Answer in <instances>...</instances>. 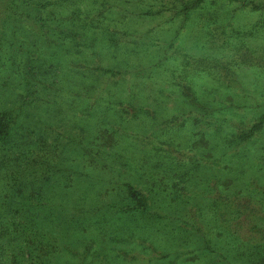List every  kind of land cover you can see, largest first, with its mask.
<instances>
[{
    "label": "rangeland",
    "instance_id": "1",
    "mask_svg": "<svg viewBox=\"0 0 264 264\" xmlns=\"http://www.w3.org/2000/svg\"><path fill=\"white\" fill-rule=\"evenodd\" d=\"M171 1L0 0V109L7 111L0 131V264H87L90 257L79 259L86 238L97 241V264H146L151 252L172 256L176 249L177 264H264V202L257 187L251 190L264 191V125L249 141L229 145L227 155L240 164L220 148L223 130L264 113V9L252 6L264 0H206L183 20L172 17ZM36 15L44 31L34 28ZM256 23L259 30L245 35ZM224 32L232 33L230 44L213 43ZM245 48L256 50L258 66L229 61ZM200 57L230 62L237 82L217 81L224 69ZM179 85L212 108L207 117L203 109L192 113ZM143 109L157 111V120L117 115ZM88 137L112 147L96 154V144L83 146ZM215 169L228 171L221 181L227 194L256 204L239 216L238 235L208 215L205 191ZM175 174L177 191L170 188ZM134 177L138 187L157 190L155 208L170 224L197 208L200 231H175L176 240L167 223L121 211L124 181ZM179 191L187 192L185 210L174 201ZM97 222L114 228L105 232ZM65 244L78 256L70 257ZM126 250V258L117 253Z\"/></svg>",
    "mask_w": 264,
    "mask_h": 264
},
{
    "label": "trees",
    "instance_id": "2",
    "mask_svg": "<svg viewBox=\"0 0 264 264\" xmlns=\"http://www.w3.org/2000/svg\"><path fill=\"white\" fill-rule=\"evenodd\" d=\"M206 0H173L171 1V6L168 7V10H170L172 12V17H181L182 20L187 18L189 16L190 13H193L194 10H197L198 7H200V5H202ZM253 8H258V9H264V3L262 5L254 3L253 2ZM163 5L161 6L160 9L156 8L155 12H162L163 10ZM33 24H34V28H37L38 30L43 29V31L45 30L46 27H48L45 23H44V19L38 15L35 16L34 20H33ZM55 30L58 32L59 35L63 34V30L60 27H55ZM259 30V27L257 25V23L255 25H253L251 27L250 31L245 32L246 34L249 35H254L255 31ZM225 35H221V37L223 36V40H220V37L216 34L215 35V41L213 43H219L220 45L225 46L226 44H230V40H232V33H225ZM77 36V35H76ZM240 36L236 37L235 39L239 38ZM241 40V37H240ZM219 41V42H218ZM244 46H241V49ZM256 54V50H253L252 48H245L242 51H237L235 53V59L236 60H229L231 63H233L236 66L239 65H250V66H258V58L255 56ZM220 59H218V57H200L199 61L200 63H204V62H209L210 66H214V69H216L217 65H221V67L224 69L225 73L222 75H217L215 76L216 80L219 82H223V85L225 84L226 86H230L232 85L234 82H237V79L235 78V76H233V71L231 70V66H230V62L229 63H225L224 61L221 62L219 61ZM195 68V67H194ZM221 70V69H219ZM108 71V70H106ZM222 71V70H221ZM179 87L181 88V92H182V96L185 99L186 103H188L191 107H194L195 110H192V113H194V115L197 113L195 111L200 112L202 109L204 110L203 115L204 117H207L206 115L208 114L209 110H212L211 107H206L203 104L199 103V99L198 97H194L195 95H192V93H190V91L185 92V88L182 85H179ZM140 88V87H139ZM187 90H189L190 88L186 87ZM137 91H138V87H137ZM185 92V93H184ZM137 94V92H136ZM135 94V96H136ZM154 105L155 108L158 107L159 105V101L157 99H154ZM203 106H201V105ZM132 105V109H140L139 107L141 106H137L135 104H131ZM207 109H205V107ZM221 106H230L234 109L239 108L237 106L232 105H228L227 103H221ZM141 110V109H140ZM143 110H148V109H143ZM138 111V110H136ZM155 111V110H154ZM152 111L153 114H151L150 110H148L149 114L147 111H138L140 114L139 115H130V118H128L127 116H124L121 112H119L117 115L118 117H122V118H126V120L124 121H135V122H142V120L139 117H149L153 122L157 120V111ZM194 111V112H193ZM142 112V113H141ZM7 113V111L5 110H1L0 109V131H2V127L3 125H5V114ZM156 113V114H155ZM196 116V115H195ZM138 117V118H137ZM123 120H121L122 122ZM146 122V121H145ZM172 124L176 125L175 127L179 126V122L177 121H171ZM199 120L196 121V126L198 125ZM155 124V123H154ZM157 124V123H156ZM264 125V113H261L259 116L254 117L253 119L246 121V122H239V124L232 129L233 131H230L229 133H227L225 130H223V134H221V142L222 145H220L221 147V151H222V155H227L228 150L229 149V145H232V143H237L239 144L242 141H249L251 138L255 137V135H257V132H259L260 130H262ZM222 125L218 124L217 127L218 129H220ZM158 128L160 130V125H158ZM215 132V134H217L218 132ZM2 132H0L1 134ZM163 133V130H162ZM204 137V136H202ZM202 137H199L197 140L193 141L196 142L198 140H200ZM95 140V138H94ZM218 144V142H216ZM93 144H96V149H95V153L96 154H100L102 153V151H105V147H112L110 143H105L103 145H100L99 141H93L90 139L89 141V137L87 138L86 141L83 142V146L85 147V149L90 150L93 147ZM170 144V142H169ZM216 144V145H217ZM160 148V146H155V149L158 150ZM94 150V149H93ZM227 157L229 158L231 163H239V157H237L234 153H231L229 155H227ZM230 163V164H231ZM102 164H105L104 162ZM240 164V163H239ZM241 166V165H240ZM176 167L174 165L172 166H168L167 169H169L168 171L170 173L173 172V170ZM214 173L212 174V176L210 177L213 182L211 183L210 187H206L207 190L205 192L209 193L210 198L208 199L210 204L208 205L209 209H210V213L208 215L211 216V218H215V220L218 222V224L225 228L227 231H230V233L238 235L240 232V226L241 224L240 222V215L245 211V210H257V207L255 206L256 204L251 203V198L249 196H239V193H235V194H227L226 190H225V186L222 185L221 181H225V172L227 171L226 169H215L213 170ZM228 172V171H227ZM174 176H176V179L173 181V184L171 185V189H174L175 191L179 190L176 189L178 186V180H177V174H175ZM167 177V175H166ZM139 179L141 177H138ZM168 178V177H167ZM170 179H172V177L170 176ZM134 180V181H132ZM136 178L134 177V179H127L124 181V185H125V192H126V199L127 202L125 204L122 205V207L120 208L121 211H129V212H133V213H138L141 215H145L146 217H148V219L150 221H152L153 223L156 222H164L167 223V226H171L172 227V231H173V238H175V231L182 234V235H191L193 236L194 233L199 232L200 228H199V223L198 221H196V214H198V209L194 207V209L191 207L189 208V212L192 211L193 209V214L191 215V218H185L182 216H179V220L178 218L175 219V222L170 221L172 224H170L166 217V213H162L160 211H158L155 206V201H157V198L155 197V194H157V190L156 189H150V190H146L144 188H140L138 187V185L136 184ZM255 187L258 188V192L257 194L259 195V200H261V202H264V191H259L260 186L255 185L254 187H251V190H253ZM243 191V190H242ZM257 191V190H256ZM162 192V191H161ZM186 191L185 192H181L179 191L178 194L177 193H173L174 196H177L174 201L175 203H182L183 202V206H181L182 210H185L186 205H184L186 203L185 199L187 198L186 195ZM183 200V201H182ZM125 202V201H122ZM154 205V209H152ZM152 210V211H151ZM86 210L82 209L80 216L83 215V213H85ZM231 212V213H230ZM91 214V213H90ZM187 215V214H186ZM170 218V216H168ZM238 218V222H236ZM172 220V219H171ZM70 222H74L77 224V221L75 219L69 220ZM250 222H252V220H249ZM98 223V226L100 229H103L105 232L107 231L106 228L109 227H113V224L108 225V227L105 225V223ZM251 228H255L257 225L252 222L250 223ZM157 227V226H156ZM256 232L258 233L259 231L256 229ZM262 234H264V230L260 231ZM187 233V234H186ZM203 238H205V236L203 234H201ZM112 238V235H111ZM176 239V238H175ZM114 240V239H113ZM177 240V239H176ZM97 241L96 239H92V238H86V239H81V245L83 246L84 250L81 253V257L79 259L86 260V258L90 257L89 261L87 262V264H97V263H101L99 261L100 258V254L97 252V249H94L96 247ZM149 246V245H148ZM182 246V245H181ZM176 245L173 246V248H175ZM62 249L64 251H66L67 253L70 251L71 254L69 255L70 257L74 258L75 256H78V251L77 249L73 246V245H68L65 244ZM93 250V251H92ZM187 250V249H185ZM154 252L150 254L149 257V262L151 264H177V258L179 256H181V254H179V250L176 249L175 252H172L173 255L169 256V253L164 252V251H158ZM118 255L123 256V257H128L129 255V251H117ZM132 259H135V257H133L131 255ZM78 258V257H77ZM97 261V262H96ZM146 263V264H148Z\"/></svg>",
    "mask_w": 264,
    "mask_h": 264
}]
</instances>
